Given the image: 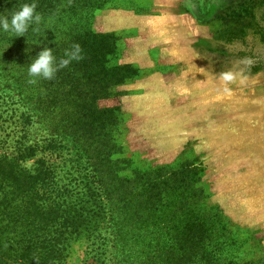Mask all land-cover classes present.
<instances>
[{
  "label": "rangeland",
  "instance_id": "1",
  "mask_svg": "<svg viewBox=\"0 0 264 264\" xmlns=\"http://www.w3.org/2000/svg\"><path fill=\"white\" fill-rule=\"evenodd\" d=\"M33 2L40 22L22 37L0 30V58L15 59L41 98L57 94L54 79H66V117L104 95L82 124L94 136L85 153L98 159L92 186L109 242L115 231L125 246L136 229L132 235L158 239L163 254L196 255L185 264H264V0H179L192 19L181 26L182 47L173 65L160 57L170 49L148 47L151 68L126 62L138 34L104 33L99 19L113 8L149 12L147 0H0V16ZM73 45L80 58L52 79L28 74L44 47L59 64ZM120 244L104 249L109 264ZM87 253L77 240L66 264H83Z\"/></svg>",
  "mask_w": 264,
  "mask_h": 264
},
{
  "label": "trees",
  "instance_id": "2",
  "mask_svg": "<svg viewBox=\"0 0 264 264\" xmlns=\"http://www.w3.org/2000/svg\"><path fill=\"white\" fill-rule=\"evenodd\" d=\"M0 59V264H66L71 244L79 239L89 252L83 264H109L104 257L108 243H121L115 264L190 263L196 255L163 254L158 239L132 235L136 229L125 246L115 231L109 242L101 194L92 186L97 172L92 162L98 159L85 153V143H93L94 136L82 124L104 95L93 94L66 117V85L60 89L66 79H54L53 84L60 81L57 94L41 98L14 66L15 59ZM66 140L74 156L67 160L69 168L62 157Z\"/></svg>",
  "mask_w": 264,
  "mask_h": 264
},
{
  "label": "crops",
  "instance_id": "3",
  "mask_svg": "<svg viewBox=\"0 0 264 264\" xmlns=\"http://www.w3.org/2000/svg\"><path fill=\"white\" fill-rule=\"evenodd\" d=\"M147 2L151 8L149 12H138L126 8L102 11L99 18L101 31L113 34L129 32L138 34V39L134 36L136 40L131 45L126 59L127 63L140 68L154 67L156 61L148 55V47H150L170 49L172 52L167 53L170 56L160 57L162 60H166V65H173L175 64L173 51L182 47L179 34L182 31L183 21L186 19L189 23L192 19L190 16H185L181 10L178 11L179 0H147ZM146 36L149 38V42L144 39Z\"/></svg>",
  "mask_w": 264,
  "mask_h": 264
},
{
  "label": "clouds",
  "instance_id": "4",
  "mask_svg": "<svg viewBox=\"0 0 264 264\" xmlns=\"http://www.w3.org/2000/svg\"><path fill=\"white\" fill-rule=\"evenodd\" d=\"M41 16L36 12V3H25L18 11L11 14V17L0 16V30L14 33L17 37H22L33 23H39ZM79 45H73L72 50L65 53L67 58L61 59L59 64L52 53V49L44 47L34 57L28 66V74L32 77H41L43 79H52L61 67L67 66L71 60L79 59ZM224 79L230 81L232 76L225 75Z\"/></svg>",
  "mask_w": 264,
  "mask_h": 264
}]
</instances>
